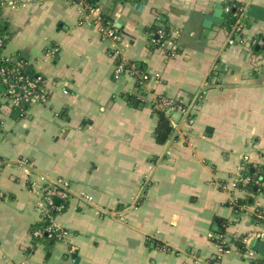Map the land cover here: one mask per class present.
Returning <instances> with one entry per match:
<instances>
[{
    "label": "crops",
    "instance_id": "0c3cea01",
    "mask_svg": "<svg viewBox=\"0 0 264 264\" xmlns=\"http://www.w3.org/2000/svg\"><path fill=\"white\" fill-rule=\"evenodd\" d=\"M16 1L0 5L2 52L24 58L52 92L24 114L0 103V264H264L236 241L263 227L251 209L263 196L221 186L242 155L264 160V0H99L122 34L121 57L149 74L142 86L115 77L113 42L82 22L79 5ZM219 7L222 22L204 27ZM232 7L244 14L234 44ZM165 23L180 32L171 58L149 38ZM194 95L192 120L168 115L173 130L158 143L155 101ZM57 179L71 195L53 243L33 230L47 221L42 192ZM222 232L230 242L216 259Z\"/></svg>",
    "mask_w": 264,
    "mask_h": 264
},
{
    "label": "built area",
    "instance_id": "2783aa9c",
    "mask_svg": "<svg viewBox=\"0 0 264 264\" xmlns=\"http://www.w3.org/2000/svg\"><path fill=\"white\" fill-rule=\"evenodd\" d=\"M81 7L83 15L82 22L90 21L100 28V32L104 38L113 42L114 55L118 57L117 65L115 66V77L119 78L121 75L128 73L137 80L138 85L142 86L150 79L147 72L140 69L137 62L126 60L121 57V51L118 45L122 41V34L114 23L105 21V15L101 11L99 0L90 3L88 0H68ZM7 4L10 7L17 8L20 5L16 0H7L0 2V5ZM230 8H228L229 10ZM243 8L238 7L234 13L235 22L230 31V38L228 43L234 44L238 35L244 27ZM159 38L152 39V43L157 44L158 47L164 50L168 57H175L181 45L178 41L180 32L178 30H170L168 37L165 38L166 32L159 30ZM262 43V41H260ZM5 47V37L0 34V103H7L11 107L16 108L21 114L27 113L29 106L34 104H45L50 95L51 89L48 87L45 76L40 73L31 74L27 72V61L19 55H5L2 51ZM179 101L180 104H174ZM159 107H162L167 115L175 112H181L189 121L192 120V112L195 104L198 102L197 97L194 95L191 99L171 98L164 97L159 103L155 101ZM243 162L238 167V171L231 178L230 187L229 183L221 184L224 189L231 192L242 190L245 188L256 189V193L262 195L264 198V160L263 162H255L251 159L250 155H242ZM20 162H22L20 160ZM29 172L30 169L26 168ZM252 169V170H251ZM71 195V183L65 179H57L52 182H47L42 192V200L40 208L43 218L49 221L47 230L49 232H59L60 229L54 224L56 215L53 211H61L65 206L64 204H56L55 198L59 197L67 199ZM231 201L237 203L238 198L234 195L231 196ZM246 208V207H244ZM252 214L255 218L263 219L264 221V205L260 202H255L252 206ZM249 211L248 209H246ZM36 235L41 236L40 230L36 231ZM216 242L218 252L215 256L216 259L220 258L222 253L228 251L227 244L230 242L224 232L217 234ZM264 241V225L263 227L252 230L245 235L240 236L236 241L241 243L242 249H239L248 256L254 258L257 251L254 250L253 245L256 241ZM239 246V245H238Z\"/></svg>",
    "mask_w": 264,
    "mask_h": 264
},
{
    "label": "trees",
    "instance_id": "16d2710c",
    "mask_svg": "<svg viewBox=\"0 0 264 264\" xmlns=\"http://www.w3.org/2000/svg\"><path fill=\"white\" fill-rule=\"evenodd\" d=\"M90 3L92 2H96L97 0H88ZM236 9L235 7L232 9H230L229 13H228V21L226 22L227 25H231L235 22V17H234V13H235ZM105 21H107V17L104 18ZM1 29L2 27L0 26V34H2L4 37V33L1 32ZM159 30H164L166 32V37H168V35H170L169 31H170V28H169V24L168 23H165L163 25H160V26H156V27H153L150 31H149V38L152 40V39H158L159 38ZM5 42H6V37H5ZM154 44V43H153ZM156 46H158L157 44H154ZM154 47V46H153ZM140 69L142 70V66H140ZM164 97L166 96H160L158 97L157 101L158 103L164 99ZM174 104H180L179 101H175ZM154 110H155V113L158 117V123H157V127L155 129V136H156V140L158 143H164L166 142V140L169 138L172 130H173V127L171 125V122H170V119L168 117V115L166 114V111L162 108V107H159L157 105V103L154 104ZM2 161V160H1ZM0 197H2V195H0ZM66 200L67 199H62V198H59V197H56L55 198V203L56 204H64V208L61 210V211H53V214L54 215H57L61 212H63L66 207H67V204H66ZM218 223L220 224V227L221 229H223V226H224V223H225V219L223 218H219L218 220ZM49 225V221H43L41 223H39L33 230V234L35 233V229L36 230H40L42 232V235L39 236V235H35L36 238H44V239H48V241L50 242H56L57 240H60L62 239V236H63V233L64 231L63 230H60L59 232L55 231V232H49L47 230V227ZM219 240H217L216 242H218ZM238 245L239 247L242 249L241 247V243L238 242ZM228 248V247H226Z\"/></svg>",
    "mask_w": 264,
    "mask_h": 264
},
{
    "label": "water",
    "instance_id": "95a60500",
    "mask_svg": "<svg viewBox=\"0 0 264 264\" xmlns=\"http://www.w3.org/2000/svg\"><path fill=\"white\" fill-rule=\"evenodd\" d=\"M143 6L141 0L137 4V8ZM222 15H223V9L222 7H219L213 15H206L204 20V27L210 28L214 22H222ZM31 69L28 68L27 72H29ZM253 248L255 251H257L259 254L264 256V241L258 240L254 243Z\"/></svg>",
    "mask_w": 264,
    "mask_h": 264
},
{
    "label": "rangeland",
    "instance_id": "374dc122",
    "mask_svg": "<svg viewBox=\"0 0 264 264\" xmlns=\"http://www.w3.org/2000/svg\"><path fill=\"white\" fill-rule=\"evenodd\" d=\"M48 80H49V78H48ZM243 214H244V216L247 218V216L245 215V213L243 212ZM243 216V217H244ZM246 257V260L248 261L249 260V257L248 256H245ZM264 257V256H263Z\"/></svg>",
    "mask_w": 264,
    "mask_h": 264
}]
</instances>
